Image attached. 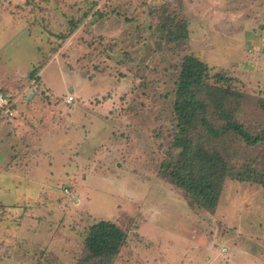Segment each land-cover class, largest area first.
Masks as SVG:
<instances>
[{
    "label": "rangeland",
    "instance_id": "obj_1",
    "mask_svg": "<svg viewBox=\"0 0 264 264\" xmlns=\"http://www.w3.org/2000/svg\"><path fill=\"white\" fill-rule=\"evenodd\" d=\"M227 2L234 16L222 0H0V94L20 110L0 108V162L16 158L19 131H90L70 156L83 167L60 168L57 181L43 160L34 182L2 176L0 264H88L85 237L100 219L128 234L112 264H264V185L227 175L211 213L161 171L182 162L177 81L194 54L209 72L196 96L204 116L185 134L190 160L210 156L264 180V142L212 132L230 120L264 133V0ZM21 204L32 205L26 215Z\"/></svg>",
    "mask_w": 264,
    "mask_h": 264
},
{
    "label": "trees",
    "instance_id": "obj_2",
    "mask_svg": "<svg viewBox=\"0 0 264 264\" xmlns=\"http://www.w3.org/2000/svg\"><path fill=\"white\" fill-rule=\"evenodd\" d=\"M169 5L171 6L170 3ZM166 16L167 18L165 19H168L167 23L172 22V17L170 15ZM183 23L186 25L185 22ZM77 26V22H74L69 33L77 28ZM39 70V66L35 67L30 75L37 74ZM208 72V64L198 56L194 54L185 55L177 81L178 98L175 104L177 114L181 116L183 125L186 126L183 127L180 131V136L174 141V146L182 147L183 149L182 153H180L182 162L176 161L172 166V170H169V163L163 165L164 167L161 171L162 173L164 171V176L171 183L183 191L191 206L215 213L219 206L220 196L227 175L235 173V177L241 180L254 179L262 185H264V180L259 173H255L253 170H250L249 173H241L242 175H240L235 172L234 165L230 166L228 163H224L218 166L215 164L214 158L210 156L205 157L206 160L203 159L204 162H200L199 165L195 164L194 160H190L191 156L197 155L192 151L188 143H185V134L192 128L194 118L198 113L204 116L205 103L196 96L197 90L203 84L204 78L208 76ZM215 78V85H219L218 83L223 82L225 79L227 80L223 71L215 75ZM226 92H228L227 89ZM202 119L203 124L211 128L209 121L204 117ZM227 125L228 127H221L222 129L212 127V132L217 135H223L224 131L229 130L233 136L240 137L249 145H257L264 142V133L254 134L237 121L228 120ZM181 132L183 133L181 134ZM196 160L198 161V159ZM127 240V232L116 222L106 219L96 221L89 227L85 237L88 264H112ZM82 264H86L85 261Z\"/></svg>",
    "mask_w": 264,
    "mask_h": 264
},
{
    "label": "crops",
    "instance_id": "obj_3",
    "mask_svg": "<svg viewBox=\"0 0 264 264\" xmlns=\"http://www.w3.org/2000/svg\"><path fill=\"white\" fill-rule=\"evenodd\" d=\"M215 1H216L215 4L220 5L221 0L220 1L215 0ZM227 3H228L227 0H222L223 7H226L224 13L227 14V16L229 15L230 17L234 16V13L227 11L228 8ZM255 14L257 13L253 9L252 15L255 16ZM252 20L253 22L255 21L254 18L250 19V21ZM18 111L20 110H18L17 108V114ZM89 134L90 131H19L18 139H21L23 143L18 146V141H17L15 144L11 146L12 147L11 150L14 151L12 156H15L16 158H12L10 162L8 161L9 162V163L7 162L8 164L6 163V161L9 159L8 158L9 156L6 157L5 160H2L0 162L1 185L3 187L6 186L2 180V176L6 173L9 175V180L14 181V184L17 186L23 183V181H27V180L34 182L32 180L33 179L37 180L38 178L36 176L40 175L42 172L40 171V169L37 168H35L34 170L32 169L36 167L33 162L38 164L41 163V160H43V165L40 166L41 169L45 168V173H46L48 169L47 167L53 168L52 169L53 173L51 174L52 176L51 178L52 179L55 178V181H57V179H60L61 175L64 174L63 170L62 169L60 170V168H66L67 166L73 167L72 165L77 166L79 164V163H77L76 165L75 163L72 164L70 156L72 155V151L74 150L78 151L79 147H82L83 145L86 144ZM24 146H28L26 152H30L29 155H25L23 153L20 154V152L23 151L25 152ZM55 155H57V157H55ZM68 161H70V163ZM28 163L29 166H27ZM78 166L82 168L83 164L80 163ZM17 186H15L16 189H18ZM38 195L37 194L32 195L26 193L24 196L28 200L33 201L38 197ZM0 204L5 205L3 203ZM15 204L18 205L19 203H12L13 206H16ZM10 205L7 204V206ZM21 206H22V213L18 211L16 213L18 215H26L28 207H31L32 205L26 204L23 206V204H21ZM31 215L34 216L35 212ZM2 232L3 234H5L6 230L1 229L0 234H2ZM5 249H7V247L5 245L0 244V251ZM1 254L3 255L4 251H2Z\"/></svg>",
    "mask_w": 264,
    "mask_h": 264
},
{
    "label": "built area",
    "instance_id": "obj_4",
    "mask_svg": "<svg viewBox=\"0 0 264 264\" xmlns=\"http://www.w3.org/2000/svg\"><path fill=\"white\" fill-rule=\"evenodd\" d=\"M10 97L11 95L9 94L6 95L4 93L0 94V108H5L4 114L7 117L15 116L17 114V109L16 108L14 109L12 107L13 103L11 104ZM74 101H75L74 95H69L66 99V102L70 104H72Z\"/></svg>",
    "mask_w": 264,
    "mask_h": 264
}]
</instances>
